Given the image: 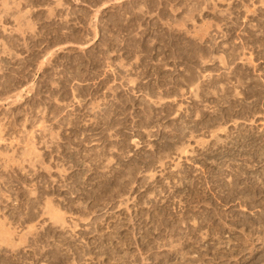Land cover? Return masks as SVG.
<instances>
[{"label":"rangeland","instance_id":"1","mask_svg":"<svg viewBox=\"0 0 264 264\" xmlns=\"http://www.w3.org/2000/svg\"><path fill=\"white\" fill-rule=\"evenodd\" d=\"M0 264H264V0H0Z\"/></svg>","mask_w":264,"mask_h":264},{"label":"bare ground","instance_id":"2","mask_svg":"<svg viewBox=\"0 0 264 264\" xmlns=\"http://www.w3.org/2000/svg\"><path fill=\"white\" fill-rule=\"evenodd\" d=\"M20 6V5H19ZM9 9V8H8ZM8 168V167H7Z\"/></svg>","mask_w":264,"mask_h":264}]
</instances>
